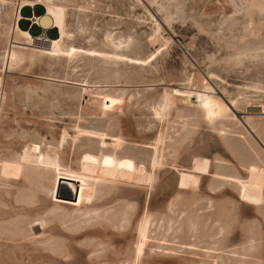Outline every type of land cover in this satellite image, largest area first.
<instances>
[{"label": "rangeland", "instance_id": "rangeland-1", "mask_svg": "<svg viewBox=\"0 0 264 264\" xmlns=\"http://www.w3.org/2000/svg\"><path fill=\"white\" fill-rule=\"evenodd\" d=\"M201 79L219 116L154 115ZM0 264H264V0L0 1Z\"/></svg>", "mask_w": 264, "mask_h": 264}, {"label": "bare ground", "instance_id": "bare-ground-1", "mask_svg": "<svg viewBox=\"0 0 264 264\" xmlns=\"http://www.w3.org/2000/svg\"><path fill=\"white\" fill-rule=\"evenodd\" d=\"M36 1L38 3H41V2L49 3L52 0H36ZM57 1H65V0H57ZM84 9H85L84 7L80 8V10L82 11ZM102 40L104 42L109 41L111 44H114L116 46H122V45L125 46L128 43H130L131 38L125 37L123 39L115 40L112 38L111 32H107L103 35ZM191 82H194V81H191ZM203 82H204V79H201L199 84H197L199 86L195 87L194 89H188L185 92H181L179 90H171L169 93L165 92L162 95L161 101L159 102L157 108L155 109L154 115H158L159 113H163V112L165 113V110L170 105L172 101V96L174 95V97L176 96V97L181 98L182 100H185L187 104L190 103L189 99L191 101L195 100V102L194 101L193 102L196 104V107L200 109L204 117H206L209 120L214 117L219 116L221 112L223 111V105L218 103L209 92L204 90ZM192 94L194 96H191ZM63 136H64V139L65 137L67 138L69 137L70 140L74 143L77 138V135L75 133L74 134L72 133L70 135H68L67 133H63ZM118 142H121V141H116V142L113 141L112 149L117 150L118 148H120L118 145ZM30 147H33L34 150L28 151V148ZM39 149H40L39 147H34V146L27 147L19 156L20 162L26 166L31 165L33 167H42L44 169L54 170L56 172V175L66 176L75 181L84 180L85 178L92 179L93 181L97 179L96 176L84 175L78 172L76 173L72 171L69 167L59 166L53 162L43 160L42 154L40 153ZM157 163H158V160L157 159L154 160L152 162V167H154ZM122 166H125L124 170L120 168ZM114 173L116 177L114 178L115 180H128V181H133L136 184L141 183V184H149V185L153 181V176L151 173L144 171L142 167L136 166L134 161L130 157H127V156H123L118 160L117 165L114 167ZM77 187H78V184L77 183L75 184L73 181H63L59 187V189L61 190L59 193L61 194V196H64V195L66 196V193L69 195H73V193H75L74 200L76 199V195H77L83 202L90 201V199L93 197V187L88 188V187H84L83 185H81L78 190H77ZM145 223L146 221L143 215V218L141 219L139 223L140 233H142Z\"/></svg>", "mask_w": 264, "mask_h": 264}, {"label": "built area", "instance_id": "built-area-1", "mask_svg": "<svg viewBox=\"0 0 264 264\" xmlns=\"http://www.w3.org/2000/svg\"><path fill=\"white\" fill-rule=\"evenodd\" d=\"M17 1H22V0H17ZM24 1H34L33 3H35V0H24ZM86 105H87V102L84 101V102H83V106H86Z\"/></svg>", "mask_w": 264, "mask_h": 264}, {"label": "water", "instance_id": "water-1", "mask_svg": "<svg viewBox=\"0 0 264 264\" xmlns=\"http://www.w3.org/2000/svg\"><path fill=\"white\" fill-rule=\"evenodd\" d=\"M74 183L76 184V182H74ZM74 195H75V193H73L72 200H74Z\"/></svg>", "mask_w": 264, "mask_h": 264}]
</instances>
